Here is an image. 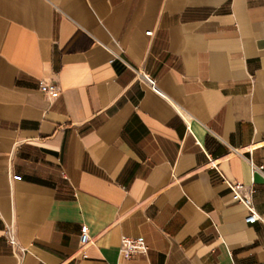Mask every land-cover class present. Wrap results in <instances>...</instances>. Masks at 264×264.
<instances>
[{
  "label": "crops",
  "instance_id": "obj_1",
  "mask_svg": "<svg viewBox=\"0 0 264 264\" xmlns=\"http://www.w3.org/2000/svg\"><path fill=\"white\" fill-rule=\"evenodd\" d=\"M0 264H264V0H0Z\"/></svg>",
  "mask_w": 264,
  "mask_h": 264
},
{
  "label": "built area",
  "instance_id": "obj_2",
  "mask_svg": "<svg viewBox=\"0 0 264 264\" xmlns=\"http://www.w3.org/2000/svg\"><path fill=\"white\" fill-rule=\"evenodd\" d=\"M146 34H150V32H146ZM146 81L149 83L151 88L153 90L157 91L155 81L148 78L147 76H144ZM39 89L44 93H50L53 94L56 92V86L54 85H48L44 82H39ZM253 169H258L251 165ZM15 180H19L20 176H14ZM223 181L228 185L230 190L232 191V198L234 201L241 203L248 211V215L245 217L246 223H254L256 221H263V218L256 212L253 201H252V190H249L248 192L242 193V190L244 189V186L237 183V182H230L229 180L223 178ZM4 237L7 240V242L17 250L18 253L24 254L26 252V249L23 247H20L11 228L6 227L4 232ZM89 234H88V227L86 225H83L81 228V234H80V248L83 249L88 243H89ZM147 245L145 243V240L143 237H122L121 238V244L119 248V252L121 255H124L126 258H129L130 256L134 254H146L147 253Z\"/></svg>",
  "mask_w": 264,
  "mask_h": 264
}]
</instances>
